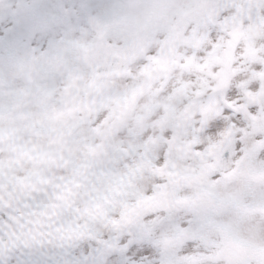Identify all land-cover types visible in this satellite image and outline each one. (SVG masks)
<instances>
[{"label": "clouds", "instance_id": "obj_1", "mask_svg": "<svg viewBox=\"0 0 264 264\" xmlns=\"http://www.w3.org/2000/svg\"><path fill=\"white\" fill-rule=\"evenodd\" d=\"M0 264H264V0H0Z\"/></svg>", "mask_w": 264, "mask_h": 264}]
</instances>
